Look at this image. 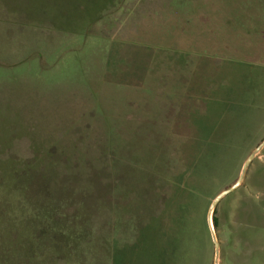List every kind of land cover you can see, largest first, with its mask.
<instances>
[{
	"label": "rangeland",
	"instance_id": "obj_1",
	"mask_svg": "<svg viewBox=\"0 0 264 264\" xmlns=\"http://www.w3.org/2000/svg\"><path fill=\"white\" fill-rule=\"evenodd\" d=\"M263 139L264 0H0L8 261L214 264ZM216 216L220 264H264V149Z\"/></svg>",
	"mask_w": 264,
	"mask_h": 264
},
{
	"label": "water",
	"instance_id": "obj_2",
	"mask_svg": "<svg viewBox=\"0 0 264 264\" xmlns=\"http://www.w3.org/2000/svg\"><path fill=\"white\" fill-rule=\"evenodd\" d=\"M264 149V139L257 145V147L249 154V156L246 158L242 170L240 172V175L238 179L230 186L227 188L223 189L220 191L215 198L212 200L208 213H207V222L208 226L211 232V236L214 242L215 246V257H214V264H220V241L218 239L216 227L214 225V214L215 210L219 204V202L230 192L235 190L238 186L241 185V183L244 181L246 173L248 171V168L254 158L259 155V153Z\"/></svg>",
	"mask_w": 264,
	"mask_h": 264
},
{
	"label": "trees",
	"instance_id": "obj_3",
	"mask_svg": "<svg viewBox=\"0 0 264 264\" xmlns=\"http://www.w3.org/2000/svg\"><path fill=\"white\" fill-rule=\"evenodd\" d=\"M0 218H2L4 222H6L4 220V217L2 216V214H0ZM33 221L35 223L37 220L34 217L29 218V223H32ZM214 225L216 228L218 227V218L216 216V210H215V214H214ZM7 253H8V251L6 250V247H5V250L3 249V241L0 239V264H19L17 262V260L8 261L7 259H5L4 256Z\"/></svg>",
	"mask_w": 264,
	"mask_h": 264
}]
</instances>
